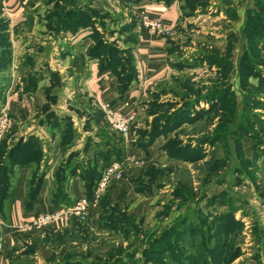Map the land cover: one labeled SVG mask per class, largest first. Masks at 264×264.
<instances>
[{
  "label": "rangeland",
  "instance_id": "374dc122",
  "mask_svg": "<svg viewBox=\"0 0 264 264\" xmlns=\"http://www.w3.org/2000/svg\"><path fill=\"white\" fill-rule=\"evenodd\" d=\"M179 1L182 21L170 44L171 66L178 76L149 96L132 127V142L151 154L146 161L134 159L130 167L123 164L122 177L113 179L100 198L119 183H127L125 174L136 171L135 189L149 194L143 211L128 213L134 200L111 201L101 209L97 224L89 216L71 217L68 228L27 229L10 264H119L122 257L131 264H203L205 247L217 248L221 254L208 264H234L240 258L239 264H264V107L246 100L264 85L260 45L264 0ZM130 14L131 21L106 43L124 63V71L119 69L124 75L121 83L136 68L130 37L140 20ZM256 61L263 62L256 63L259 74L252 68ZM1 72L0 81L5 82ZM182 79H189L193 92L182 93L186 91ZM198 96L209 99L185 109L166 129L158 126ZM260 98L264 99V91ZM93 115L97 124L102 121L108 132H115L103 109L93 108ZM44 116L43 126L50 130L45 141L56 136L57 128L74 127L68 116L46 111ZM27 122L11 120L0 140V169L8 162L7 151L21 139L28 140L20 129ZM79 137L62 134L64 153L78 144ZM35 138L41 157L29 166L34 186L42 177L45 157L43 141ZM20 168L14 167L11 181ZM105 169L106 165L99 171L101 179Z\"/></svg>",
  "mask_w": 264,
  "mask_h": 264
},
{
  "label": "crops",
  "instance_id": "0c3cea01",
  "mask_svg": "<svg viewBox=\"0 0 264 264\" xmlns=\"http://www.w3.org/2000/svg\"><path fill=\"white\" fill-rule=\"evenodd\" d=\"M128 1L0 0L1 23L5 25L0 35L8 36L10 50L9 63L1 72L6 81H0V117L8 115L14 121H30V125L20 128L21 136L39 137L45 154L43 180L36 198L31 200L29 192L34 188L29 181L32 169L21 167L11 181L10 198L3 204L0 201V264H10V256L20 244L19 238L34 217L56 208H69L86 196L84 178L93 165L98 170L104 167L102 156L110 146L120 151L121 161L128 167L134 159L145 160L151 154L132 142V130L125 138L108 132L104 122L97 124L93 108L101 110L109 103L125 113L134 111L138 118L149 96L160 85L174 82L178 75L171 66L172 37L153 35L141 22L137 24L130 37L135 78L126 91H122L120 78L124 75L119 72L120 67L111 65L106 55V43L117 36L114 31L131 21L130 12L139 20L143 14L162 15L175 32L182 21L181 4L179 0ZM98 43L105 47L98 48ZM125 103L129 106L124 107ZM45 111L72 118L74 127L57 128L56 136L52 138L49 134L51 139L45 141L50 131L43 126ZM23 129H26L24 133ZM66 132L81 136L78 144L64 153L61 136ZM71 154L74 156L69 158ZM129 172L125 174L127 183L112 187L109 198L122 204L134 200L128 213L136 215L143 211V202L149 194L135 189L133 180L138 173ZM62 181L66 196L56 205L54 199ZM100 202L89 209L93 224L99 221ZM70 222L71 218L63 220L54 230L68 228ZM241 259L234 264H239Z\"/></svg>",
  "mask_w": 264,
  "mask_h": 264
},
{
  "label": "trees",
  "instance_id": "16d2710c",
  "mask_svg": "<svg viewBox=\"0 0 264 264\" xmlns=\"http://www.w3.org/2000/svg\"><path fill=\"white\" fill-rule=\"evenodd\" d=\"M137 1V0H136ZM263 17V16H262ZM262 24L264 25V18L261 19ZM5 27L4 23H2L0 25V29L2 30ZM8 36L7 35H0V41L2 45H4L3 47L1 46V53L2 56H0V70H4L6 68V66L9 63V58H10V50H9V42H8ZM131 40H133V38H131ZM261 44V48L262 51L264 50V39L261 40L260 42ZM103 43H98V48L103 47ZM105 47V46H104ZM106 52V51H105ZM114 52L115 50L113 48H108L107 49V53L106 55L109 58L110 64L114 65L116 68L121 67L122 68V72L124 71L125 67H124V63L120 62L118 60V58L116 56H114ZM258 57V56H256ZM247 59V58H246ZM248 61V60H247ZM257 62H261V61H256L252 68L255 71V73H258L260 71L256 70V66H257ZM263 63V62H261ZM264 64V63H263ZM135 78V69H132V71H128L127 76L125 81L123 82V86H122V91H126L131 83V81ZM184 81L185 83L183 84L185 86V88H183L184 90H186L185 92H182L185 94H187V92H193L191 85L189 82V79H185V80H181ZM188 89V90H187ZM264 91V85L263 83L261 84V89H259L258 93L256 95H253L251 97L246 98L247 103L250 104V102L253 100V103L255 104L254 106H260V107H264V103H262V101L260 102V100H264L261 99V95L262 92ZM209 98L207 96H198L195 100H190L184 103L183 105V109L179 110V112L172 114L171 116H166L162 119V121L160 122V124L158 125L160 128L162 129H166V127L169 126L170 123H172L174 121V119L176 118V116L180 115L182 112L185 111V109H191L193 106L197 105L200 100H208ZM254 108V107H252ZM192 110V109H191ZM50 113L48 116L51 117ZM39 141L37 138L35 137H30L28 138V140H22L15 145L12 149H10L9 151H7V156H8V162L7 164H4V166H1V175H0V201L3 204V202L7 201L10 198V190H11V174L13 173V169L15 166L20 165L21 167H29L31 164L33 163H38L40 161V157H41V150L39 147ZM110 150L107 153H103V159L106 162V167L112 163L115 159L121 161V153L119 150H117L115 148V146H110ZM74 156V154L72 155V157ZM104 165V167H105ZM99 171L97 169V166L93 165V167L89 168V171L87 172V175L85 176V191H86V196L88 198H92L94 189L96 188V186L98 185V182L100 181V175H99ZM153 174V172H152ZM147 175H151L150 173H147ZM42 180L43 177L39 178L38 180V184L36 186H34L33 188V193L30 194V199L33 200L36 198V194L38 193V189L40 188L41 184H42ZM63 184L64 182H60V190L57 194V196L55 197V202L56 205L64 199V197L66 196L65 191L63 190ZM33 185V183H32ZM139 190V189H138ZM141 191V190H139ZM143 192V190H142ZM100 204H101V208L102 210L107 208V206H110L111 204V200L109 198V192L108 194L100 200ZM59 209V208H56ZM160 239V238H159ZM184 239L181 237V241H183ZM159 241H156L155 243H158ZM154 244V243H153ZM194 245V244H192ZM207 251L206 256L203 257V264H208V263H212V261H217L220 258V255L218 256V254L216 253L218 250L217 248L214 249H206ZM215 253L217 255H215ZM212 254V255H210ZM200 256L202 257V254H200ZM127 258L122 257L120 259H118L117 263L119 264H127L129 262H131V260H126ZM236 259V258H235ZM234 259V260H235ZM76 264V263H74Z\"/></svg>",
  "mask_w": 264,
  "mask_h": 264
},
{
  "label": "built area",
  "instance_id": "2783aa9c",
  "mask_svg": "<svg viewBox=\"0 0 264 264\" xmlns=\"http://www.w3.org/2000/svg\"><path fill=\"white\" fill-rule=\"evenodd\" d=\"M142 27L147 28L149 32L156 36L171 37L174 34L173 29L164 20L162 15L149 16L143 14L140 18ZM129 104L125 103L124 107ZM105 120L109 126L118 134L128 138L132 127L137 119L134 111L125 113L122 109L114 108L109 103L102 106ZM11 126V119L8 115L0 117V140ZM122 162L113 161L106 169L103 178L95 188L92 198L83 196L69 208L54 209L50 212L41 213L33 218L28 225L29 230H46L55 227L56 224L71 217L87 218L92 204L98 202L111 181L122 177Z\"/></svg>",
  "mask_w": 264,
  "mask_h": 264
}]
</instances>
